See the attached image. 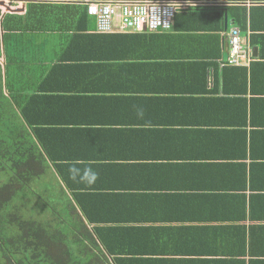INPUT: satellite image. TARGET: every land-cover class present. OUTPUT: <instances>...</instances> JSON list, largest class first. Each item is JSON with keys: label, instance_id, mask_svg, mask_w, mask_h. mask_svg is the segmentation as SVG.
I'll return each instance as SVG.
<instances>
[{"label": "crops", "instance_id": "crops-1", "mask_svg": "<svg viewBox=\"0 0 264 264\" xmlns=\"http://www.w3.org/2000/svg\"><path fill=\"white\" fill-rule=\"evenodd\" d=\"M3 1L17 11L1 8V15L19 17V28L9 30L6 43L0 28L3 80L6 46L15 55L11 85L20 92V102L24 99L28 118L44 126L66 127V145L56 151H63L72 165L96 169V182L82 185L103 199L130 200L149 225H184L192 236L200 226H206L203 232L211 236L226 235V226L242 225L247 231L251 226L264 227V219L257 218L264 215L263 202L253 219L241 221L235 219L239 214L220 207L226 199L220 196L240 192L244 184L229 168L234 159L243 158L244 147L227 132L242 128L245 117L223 88L222 53L228 31L235 26L228 17L227 29L224 26L219 33L172 30L109 35L96 33L93 19L84 31H70L76 25V11L66 4L82 0ZM182 1L188 7L217 9L229 3ZM245 4L264 5V1ZM249 35L247 30L241 39L250 46L254 61L258 48L251 46ZM258 62L255 85L264 88V61ZM233 89L231 85L229 90ZM261 105L255 108L258 126L264 122ZM238 107L242 110L241 104ZM254 181L262 184L257 175ZM192 197L194 203L188 204ZM134 201H143L142 208ZM263 233L264 229L254 233L259 246L264 245V240H258ZM203 239L180 242V246L207 254L224 251L217 249L221 239Z\"/></svg>", "mask_w": 264, "mask_h": 264}, {"label": "trees", "instance_id": "trees-1", "mask_svg": "<svg viewBox=\"0 0 264 264\" xmlns=\"http://www.w3.org/2000/svg\"><path fill=\"white\" fill-rule=\"evenodd\" d=\"M212 1L229 3L224 9L212 6L179 8L170 29L142 34L172 30L219 33L224 29V11L241 33L250 31V44L258 48L257 59L249 67L225 64L220 69L225 92L232 94L231 101L236 102L237 111L243 112L245 117L242 128L227 132L244 147L243 158L234 159L236 163L229 167L244 184L240 192L220 196L226 198L220 201V207L225 205L228 211L239 214L235 219L241 221L253 219V213H257L262 202L264 207V122L258 126L259 121L255 119V108L264 103V88L255 85L257 78L254 75L258 61H264V5L248 7L245 4L246 1L264 0ZM81 2L66 4V8L76 11L73 15L76 25L70 29L73 32L84 31L88 20L95 22ZM17 17L6 14L0 22L4 43L9 30L19 28ZM4 51V80L0 66V264H264V245L259 246L254 236L255 230H263V226H251L248 231L242 225L226 226V235L213 233L212 236L203 232L206 226H200L194 231L197 235L192 236L185 232L187 227L184 225H149L148 218L139 214L142 210L135 208L130 200L103 199L101 194L88 190V186L79 180L74 181L69 169L75 165L66 161L63 151H56L66 145V127L44 126L47 124L28 118L24 99L20 102V92L17 94L10 81L15 55L6 46ZM212 57L200 56V59ZM214 57H220V49ZM210 65L216 64L210 62ZM231 85L234 89L230 91ZM247 160L250 163L246 164ZM50 169L57 180V189L50 187L54 201L49 206L44 203L43 208V211L51 212L50 219L24 217L20 210L23 204L13 205V200L17 195L39 198L41 193L33 181ZM255 175L260 177L262 184H253ZM214 195L208 198L213 199ZM194 198L188 200V204L194 203ZM217 200L211 202L216 206ZM134 202L141 208L144 204L143 201ZM209 202H204L203 206ZM111 203L115 205L108 207ZM124 205L126 207L121 211L120 207ZM260 215L257 218L264 219V215ZM203 237L221 239L217 249L224 251L219 255L207 254L206 250L180 246V242L204 241ZM258 240L263 242L264 233L258 235Z\"/></svg>", "mask_w": 264, "mask_h": 264}, {"label": "built area", "instance_id": "built-area-1", "mask_svg": "<svg viewBox=\"0 0 264 264\" xmlns=\"http://www.w3.org/2000/svg\"><path fill=\"white\" fill-rule=\"evenodd\" d=\"M86 13L95 19V31L100 34L152 33L168 30L179 8L189 6L174 0H84ZM227 60L223 65L248 66L253 60L250 46L241 39L238 27L227 34Z\"/></svg>", "mask_w": 264, "mask_h": 264}, {"label": "rangeland", "instance_id": "rangeland-1", "mask_svg": "<svg viewBox=\"0 0 264 264\" xmlns=\"http://www.w3.org/2000/svg\"><path fill=\"white\" fill-rule=\"evenodd\" d=\"M33 182L34 185H37L41 193V196L38 195L39 198H37L31 196L23 197V195H17L13 200V205L19 206L18 202L23 204L20 210L24 217H35L38 220H44V219L49 220L51 217L50 216L51 212L48 213L47 211H43V208H44V203H46V205L49 206L52 203V200L54 201V196L51 192L50 187L57 186V180L55 178V174L53 170L50 169L41 178H38ZM55 191L53 193H55Z\"/></svg>", "mask_w": 264, "mask_h": 264}, {"label": "clouds", "instance_id": "clouds-1", "mask_svg": "<svg viewBox=\"0 0 264 264\" xmlns=\"http://www.w3.org/2000/svg\"><path fill=\"white\" fill-rule=\"evenodd\" d=\"M69 173L74 181L79 180L89 186L94 184L98 179V173L91 168L80 169L73 166L69 169Z\"/></svg>", "mask_w": 264, "mask_h": 264}, {"label": "water", "instance_id": "water-1", "mask_svg": "<svg viewBox=\"0 0 264 264\" xmlns=\"http://www.w3.org/2000/svg\"><path fill=\"white\" fill-rule=\"evenodd\" d=\"M0 8H4V10L7 11V12L17 11V10L10 9V7L7 6L3 0H0ZM2 17H3V15H1V17H0V22L2 21ZM227 24H228V19H227V15H226V12H225L224 13L225 30L227 29ZM1 34H2V30H1ZM227 56H228V45H227V43H225L224 44V51L222 53V61H226L227 60ZM3 61H5L4 57H3ZM3 66H4V62H3Z\"/></svg>", "mask_w": 264, "mask_h": 264}]
</instances>
